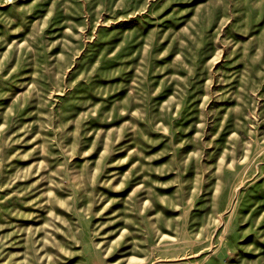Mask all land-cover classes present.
Instances as JSON below:
<instances>
[{
	"label": "rangeland",
	"instance_id": "obj_1",
	"mask_svg": "<svg viewBox=\"0 0 264 264\" xmlns=\"http://www.w3.org/2000/svg\"><path fill=\"white\" fill-rule=\"evenodd\" d=\"M0 264H264V0H0Z\"/></svg>",
	"mask_w": 264,
	"mask_h": 264
}]
</instances>
